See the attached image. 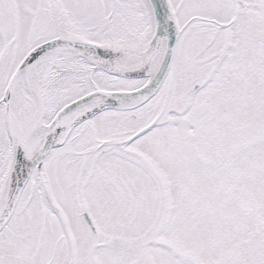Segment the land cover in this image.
<instances>
[{"label": "snow or ice", "instance_id": "obj_1", "mask_svg": "<svg viewBox=\"0 0 264 264\" xmlns=\"http://www.w3.org/2000/svg\"><path fill=\"white\" fill-rule=\"evenodd\" d=\"M0 264H264V0H0Z\"/></svg>", "mask_w": 264, "mask_h": 264}]
</instances>
